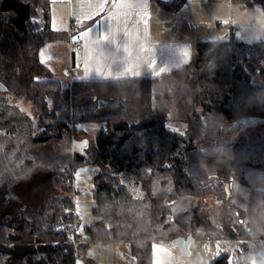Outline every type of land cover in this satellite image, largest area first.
Segmentation results:
<instances>
[{"label":"trees","instance_id":"obj_1","mask_svg":"<svg viewBox=\"0 0 264 264\" xmlns=\"http://www.w3.org/2000/svg\"><path fill=\"white\" fill-rule=\"evenodd\" d=\"M154 1L175 10L186 0ZM249 3L264 8V0ZM50 11V0H0V264H77L89 244L77 231L79 244L71 242L79 225L73 178L87 163L100 169L98 219L84 229L90 241H127L137 264H153L155 241H228L233 261L248 264L250 241L264 240V37L197 42L188 64L158 78L64 85L37 56L67 38L51 29ZM188 94L195 106L180 132L169 121ZM216 114L256 129L219 141L220 152L205 150ZM85 122L105 123L85 153L35 151L84 135L77 125ZM123 172L135 176L142 197L121 182ZM210 264H229L228 255Z\"/></svg>","mask_w":264,"mask_h":264},{"label":"rangeland","instance_id":"obj_2","mask_svg":"<svg viewBox=\"0 0 264 264\" xmlns=\"http://www.w3.org/2000/svg\"><path fill=\"white\" fill-rule=\"evenodd\" d=\"M249 2L250 0H188L186 9L190 14L189 17L183 16V25L185 24L184 19L188 20L192 34L201 38L202 41H227L232 37L246 42L260 40L264 37V8L260 4ZM239 28H242L245 33L240 34L235 31ZM64 41L45 43L40 48L39 55L43 58L48 56L49 61L54 60L53 64L50 63L47 67L53 79L61 81L64 85H70L71 75L72 73L77 74V71L72 72L71 70L67 45ZM164 86V83H158L155 93H162ZM192 99L193 97L188 94L184 105L174 106L169 121L171 128L180 132L186 130L184 119L195 106ZM216 117L219 119L220 125L211 123L207 126L203 144L205 150L220 152L222 147L218 146L219 141L231 143L242 135L250 136L256 129L251 122L232 123L223 119L222 115L216 114ZM104 125L103 122L81 123L77 125V129L79 132L82 130L84 135L75 133L71 138L54 139L50 144L35 151L51 157L74 152L85 153L92 146ZM99 170L98 164L87 163L77 166L74 171L72 199L79 223L76 231L89 244L86 251H81L76 263L137 264L129 242L121 240L90 241L85 233V227L98 219L93 212L95 206L93 192L96 187L95 176ZM120 180L132 195L143 196L133 174L123 172L120 174ZM208 201L213 211L218 212L215 200L208 199ZM172 241H155L153 243V252L154 248L161 249L159 253L154 252L155 264H210L224 255H228L229 264H238L233 261L237 248L231 242L195 239L190 252L182 253L180 249L172 246ZM250 245L251 253L248 264H264V240L253 239L250 241Z\"/></svg>","mask_w":264,"mask_h":264},{"label":"crops","instance_id":"obj_3","mask_svg":"<svg viewBox=\"0 0 264 264\" xmlns=\"http://www.w3.org/2000/svg\"><path fill=\"white\" fill-rule=\"evenodd\" d=\"M50 2L51 29L67 33V56L72 72L77 71L70 83L158 78L188 64L194 45L202 41L192 34L188 20L184 19L183 25V16L190 14L188 0L175 10L154 0ZM96 5L100 12L95 11ZM76 41L83 45L80 50L74 47ZM39 50V61L46 67L53 64L54 60L41 57Z\"/></svg>","mask_w":264,"mask_h":264},{"label":"water","instance_id":"obj_4","mask_svg":"<svg viewBox=\"0 0 264 264\" xmlns=\"http://www.w3.org/2000/svg\"><path fill=\"white\" fill-rule=\"evenodd\" d=\"M0 91H6V86L0 82ZM194 238L192 236H188L187 238H175L172 241V246L177 247L181 250L182 253H189L190 246L194 242Z\"/></svg>","mask_w":264,"mask_h":264},{"label":"built area","instance_id":"obj_5","mask_svg":"<svg viewBox=\"0 0 264 264\" xmlns=\"http://www.w3.org/2000/svg\"><path fill=\"white\" fill-rule=\"evenodd\" d=\"M235 30L238 31L239 33H242L243 32V29L242 28L235 29ZM74 47H75L76 50H80L83 47V45H82V43L76 41V42H74ZM61 226L64 229H67V230L70 229L69 225H67V224H62ZM75 231H76V229L75 230L72 229V232H71L72 233L71 234L72 240H71V242H72V244L74 246H77L79 244L80 240H79V238L75 237Z\"/></svg>","mask_w":264,"mask_h":264},{"label":"snow or ice","instance_id":"obj_6","mask_svg":"<svg viewBox=\"0 0 264 264\" xmlns=\"http://www.w3.org/2000/svg\"><path fill=\"white\" fill-rule=\"evenodd\" d=\"M95 11L96 12H100L101 10H100V8H99V5H96V7H95ZM161 251V249H159V248H154V252L155 253H159Z\"/></svg>","mask_w":264,"mask_h":264}]
</instances>
